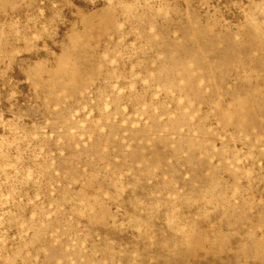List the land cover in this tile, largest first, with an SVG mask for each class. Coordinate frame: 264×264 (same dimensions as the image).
<instances>
[{
    "label": "rangeland",
    "instance_id": "rangeland-1",
    "mask_svg": "<svg viewBox=\"0 0 264 264\" xmlns=\"http://www.w3.org/2000/svg\"><path fill=\"white\" fill-rule=\"evenodd\" d=\"M0 264H264V0H0Z\"/></svg>",
    "mask_w": 264,
    "mask_h": 264
}]
</instances>
